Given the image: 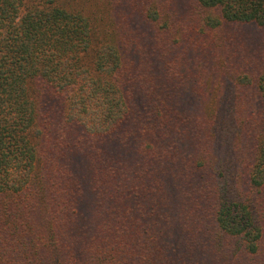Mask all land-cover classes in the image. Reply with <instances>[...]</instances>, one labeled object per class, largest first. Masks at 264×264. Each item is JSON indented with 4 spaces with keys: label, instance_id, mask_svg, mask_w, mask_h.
<instances>
[{
    "label": "trees",
    "instance_id": "16d2710c",
    "mask_svg": "<svg viewBox=\"0 0 264 264\" xmlns=\"http://www.w3.org/2000/svg\"><path fill=\"white\" fill-rule=\"evenodd\" d=\"M96 4L0 0V264H264V0Z\"/></svg>",
    "mask_w": 264,
    "mask_h": 264
},
{
    "label": "rangeland",
    "instance_id": "374dc122",
    "mask_svg": "<svg viewBox=\"0 0 264 264\" xmlns=\"http://www.w3.org/2000/svg\"><path fill=\"white\" fill-rule=\"evenodd\" d=\"M104 1L101 0H97V6H104ZM100 4V5H99ZM164 4V2H163ZM101 7V6H100ZM218 38H215V40L217 41H222V40H226V37H237L238 39V44L239 46L242 45V50L239 51V57H245L248 55V47H251L250 49H254L259 48V49H264V27H255L252 24H248V25H235V26H230L227 29H221V31L218 32ZM222 39V40H218V39ZM230 39V38H229ZM241 42V44H240ZM199 46H202L199 44ZM223 47H221L219 50L216 51V54H218L220 57L225 58V54L224 53H228V51H224L221 50ZM241 70H238V72H242L241 74H243V71L246 72V68H242L240 67ZM250 69V68H249ZM249 69H247V72L249 71ZM216 84H218L216 82ZM252 98L250 92H247V99L246 101L249 102V100ZM253 102V99H252Z\"/></svg>",
    "mask_w": 264,
    "mask_h": 264
}]
</instances>
